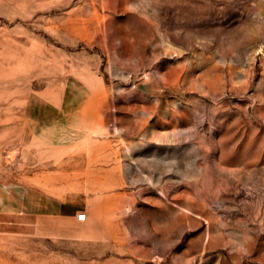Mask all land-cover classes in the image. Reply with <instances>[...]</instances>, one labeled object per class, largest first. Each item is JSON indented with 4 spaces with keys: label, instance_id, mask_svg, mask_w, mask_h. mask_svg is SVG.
Masks as SVG:
<instances>
[{
    "label": "rangeland",
    "instance_id": "obj_1",
    "mask_svg": "<svg viewBox=\"0 0 264 264\" xmlns=\"http://www.w3.org/2000/svg\"><path fill=\"white\" fill-rule=\"evenodd\" d=\"M2 184L0 264H264V0H0Z\"/></svg>",
    "mask_w": 264,
    "mask_h": 264
},
{
    "label": "crops",
    "instance_id": "obj_2",
    "mask_svg": "<svg viewBox=\"0 0 264 264\" xmlns=\"http://www.w3.org/2000/svg\"><path fill=\"white\" fill-rule=\"evenodd\" d=\"M56 206L59 208L60 204L45 200L38 193L22 185H0V214L29 215L31 212L43 213L47 208L54 212Z\"/></svg>",
    "mask_w": 264,
    "mask_h": 264
},
{
    "label": "built area",
    "instance_id": "obj_3",
    "mask_svg": "<svg viewBox=\"0 0 264 264\" xmlns=\"http://www.w3.org/2000/svg\"><path fill=\"white\" fill-rule=\"evenodd\" d=\"M77 221L86 222L88 220V214L86 212H80L76 216Z\"/></svg>",
    "mask_w": 264,
    "mask_h": 264
}]
</instances>
